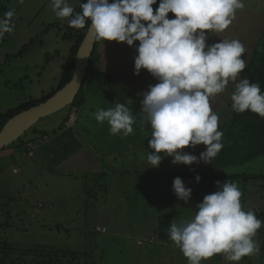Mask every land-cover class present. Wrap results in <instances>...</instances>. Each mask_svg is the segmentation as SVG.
Wrapping results in <instances>:
<instances>
[{"label": "clouds", "instance_id": "obj_1", "mask_svg": "<svg viewBox=\"0 0 264 264\" xmlns=\"http://www.w3.org/2000/svg\"><path fill=\"white\" fill-rule=\"evenodd\" d=\"M155 4L157 0H85L80 5L82 11L73 16L68 0H51L56 17H72L69 25L77 28L76 32L81 33L90 21L96 39L134 47V75L146 70L157 81L138 94L141 111L152 129L148 147L154 151L147 152L149 167L158 168L164 157H171L174 165L211 163L223 148V133L218 130L219 117L211 107V98L236 82L230 97L233 111H251L264 118L260 85L246 77L237 82L246 68L243 44L237 39L208 43L211 35L229 28L236 11L245 5L243 0H159L154 10ZM13 15L10 10L0 19V39L12 32ZM95 119L107 122L112 135L133 133L135 117L124 104L98 110ZM201 144L206 150L199 158L183 151ZM195 179L199 183L201 178L197 175ZM173 191L179 200L189 203L192 189L180 177L174 179ZM241 196L234 182L217 181L216 191L204 196L191 219L170 224L168 238L188 264H202L216 254L239 264L259 251L254 237L264 221L243 210ZM96 232L107 234L108 225H97Z\"/></svg>", "mask_w": 264, "mask_h": 264}, {"label": "rangeland", "instance_id": "obj_2", "mask_svg": "<svg viewBox=\"0 0 264 264\" xmlns=\"http://www.w3.org/2000/svg\"><path fill=\"white\" fill-rule=\"evenodd\" d=\"M68 3L75 10L80 0H68ZM243 3L244 7L250 10L264 8V0H243ZM5 6L9 11L14 12L11 22L14 18L16 25L12 27V32L8 33L6 37L8 41L0 48V113L17 107L29 97L39 98L42 93H47L55 87L59 78L60 64L65 61V57L49 58L55 65L45 67L47 64L45 55L61 53L66 56L70 46V39L63 36L69 32L67 26L71 17L57 18L52 10L51 0H22V2L0 0V19L4 18L7 12ZM3 41L5 40L0 42ZM25 45H28L26 52L23 51ZM19 52L22 53L21 56L18 55ZM65 114L64 110L42 119L34 126L37 132L28 131L22 136V141L24 143L33 141L38 137L39 132L43 131L52 134V131L57 130L63 123ZM11 148L20 156H24V145L16 142ZM10 162L11 159H5L0 163V264H36L40 257L27 250L36 245L64 247L73 251L97 250L91 253V255L95 254L96 259L110 235L117 234L118 231L121 234L117 235L123 237L133 234L135 242L138 241L142 245H136L128 238H121L122 244H125L123 253L119 248L116 251H109L100 264H188L182 252L178 251L180 248L168 238L167 229L171 223L179 224L191 219L195 215L196 205L204 196L216 191V182L225 181L212 180L213 177L206 181L200 179L199 183L195 178L183 179L186 187L192 189L190 201L185 204L179 199L174 202L169 200L173 197L171 194L173 186L170 188L166 180L160 179V186L152 178L136 177L135 181L130 179L125 181L123 186L119 184L109 187L107 199L101 198V201L100 197L104 190L100 191L99 179H95L93 184H90L88 190L93 192L86 197L85 193L81 192L80 186L76 191L70 190L68 186L59 188L60 185L56 181L51 179L46 181L44 177H39L38 170H33V174H29L25 181L22 179L23 172L14 173L17 166L8 164ZM243 174H264V156L259 155L240 165L232 166L222 175ZM234 183L243 193L241 196L243 210L257 213L256 217L264 221V179L256 182L248 181L246 184ZM141 186L148 194L156 193L157 190L162 193L154 197L157 200L151 201H148V197L145 201V197L141 196L143 201L141 212L133 214L124 197L133 200L140 196L136 191ZM37 200L43 201L45 206L41 209V213L36 214ZM32 218H35L34 222ZM73 221L75 222L72 228L70 223ZM46 224L50 226L61 224L66 229L49 230L44 226ZM114 224H117L119 229H113ZM97 225L105 227L108 225L107 234L97 233ZM263 234L264 225L254 237L259 251L247 258L252 260V264H264V246L261 248L260 240ZM4 242L12 244L16 250L6 255L3 251ZM54 251L58 252L57 249ZM53 258L55 264H77L76 260L70 258L65 260L60 255ZM95 259H88L86 263L98 264L95 263ZM247 259L243 258L239 264H250ZM202 264L213 263L209 258L202 261ZM218 264H231V262L224 255L221 263Z\"/></svg>", "mask_w": 264, "mask_h": 264}, {"label": "crops", "instance_id": "obj_3", "mask_svg": "<svg viewBox=\"0 0 264 264\" xmlns=\"http://www.w3.org/2000/svg\"><path fill=\"white\" fill-rule=\"evenodd\" d=\"M82 3H84L83 0H80V4L74 10L73 16L82 11L80 8ZM157 7L154 6L153 9L155 10ZM168 15L169 18L173 17L172 13ZM67 27L68 30H71V26L68 25ZM75 31L73 30V34H75ZM67 34L63 37L65 38ZM76 38L70 39V46L66 56L61 53H59L60 55L57 53L46 54L45 60L47 64L45 67L50 65L53 67L55 65L49 58L65 57V60H67ZM220 39H237L245 48L244 57L242 58L245 59L246 68L241 72L237 81L239 82L240 78L246 77L255 50L259 46L261 50L263 49L264 8L250 10L244 7L237 10L235 19L229 28L222 33L211 35L208 43L212 44ZM6 41L8 40L0 43V48ZM135 43L138 44L139 42ZM98 54L100 61L92 68H89L82 86L81 103L71 107L69 111L65 110L64 121L66 122L64 123L63 121L57 130L49 134V137L47 135H38L35 138L36 141L33 140L34 142L31 143L34 145L31 156L28 155L27 144H25L24 156L17 154L16 150L11 148V146L0 152V163L5 159H11L8 164L17 166L14 169V173L23 172V180L27 181L28 175L33 174V170H38L39 177H44L46 181L48 179L56 181L60 185L58 186L59 188L68 186L70 190L76 191L77 187L80 186L81 192L85 193L87 197L90 194L88 193L90 184H93L95 179H99L100 191L104 190L100 197L102 201L101 198L109 195V187L112 188L113 186L124 184L129 179L135 181L137 176L141 179H153L156 175L173 174L175 178L180 177L183 180L189 179L184 176L185 174H197L207 175L210 178L214 167V171H218L216 173L218 177L220 173L223 174L226 171L229 165L233 164V160L244 162V159L247 158L246 156L251 154L250 149L257 150L262 145L264 136H259L256 133V127L253 128V126L257 124V127L260 125L261 129H263L264 118L251 111L243 113L233 111L230 97L235 91L236 82H230L222 93L217 94L210 100L213 111L219 117L218 130L223 133L221 141L223 148L217 157L211 163L200 162L190 166L183 164L174 165L171 157H164L158 168L149 167L147 152L151 153L154 151L148 147L152 129L141 111L140 100L142 97L138 94L146 91L149 85L155 84L157 81L146 70H141L139 75H134V57L137 53L134 47H130L126 43L103 42L100 40ZM64 63L65 61L60 64L61 68L58 72L57 85L52 87L49 92L57 89L61 73L64 70ZM103 74L110 78L101 82L100 76ZM251 81L252 83H258L261 91L264 92V70ZM44 94L42 93L41 97ZM30 98L39 99L29 97L24 102H28ZM118 103L128 107L135 117L133 133L128 136H124L122 133L112 135L107 122L98 123L95 119V113L98 110L114 108ZM55 132L56 134H53ZM262 132H264V129ZM205 150L206 146L201 144L195 148L187 147L183 151L199 158L200 153ZM160 155L163 156V153ZM218 158L219 160L216 164ZM31 162L33 163L31 164ZM134 184L136 183L134 182ZM147 194L143 192L145 201L149 196ZM171 194L173 195L172 199L169 198L171 202L178 199L174 191ZM37 201V205L40 207L41 205L45 206L43 201ZM39 212L41 213V211ZM138 212H141L140 208Z\"/></svg>", "mask_w": 264, "mask_h": 264}, {"label": "trees", "instance_id": "obj_4", "mask_svg": "<svg viewBox=\"0 0 264 264\" xmlns=\"http://www.w3.org/2000/svg\"><path fill=\"white\" fill-rule=\"evenodd\" d=\"M83 2H85V0H83ZM158 4H159V0H157V4L153 5V7L154 6H158ZM5 8H7V7L5 6ZM8 11L9 10L7 8V12ZM11 25H12V27L14 25H16V21H15L14 18L12 19ZM89 26H90V21H88L86 23V27L84 29H82V32L81 33L75 31V34H73V30H75L77 28H74L73 29L72 27H70L71 30H69V34H67L65 36V38H69V39H73L74 37L75 38L77 37V38H76V40L74 41V43L72 45V48H71V51H70V55L68 56L67 60H65L64 70L61 73V76H60V79H59V83H58L57 89L53 90L52 92L45 93L39 99H32V98H30V100L28 102H23V103L19 104L17 107H14L12 109H9L6 113L0 114V132L3 130V128L6 126V124L11 119H13L14 117L18 116L22 112L27 111L28 109H30L32 107H35V106L39 105L40 103L45 102L50 97H52L57 91L61 90L64 86H66L72 80L73 75H74L76 56H77L79 47L82 44L83 39L85 38V36L87 34V31L89 29ZM7 35H8V33H6V35H4L3 38L0 39V41L7 40L6 39ZM99 42H100V40L97 41L96 47H95L94 52L92 54L91 61H90V68H92L95 64H97L100 61L99 54H98V45H99ZM263 44H264V42H263ZM27 49H28V45H25L24 48H23V51L26 52ZM18 55L21 56L22 53L19 52ZM263 70H264V45H263V49L262 50H261L260 46H259V48H257L255 50V52H254V54L252 56L251 62L249 64V67H248V72L246 74V78H248L249 81L252 82L251 79H253L255 77H258V75ZM100 78H101V82H104L105 80L109 79L110 77L107 76V75H105V74H103V75L100 76ZM82 95H83V91H81L79 93V95L76 98V101L72 105V107H74L76 105H79L81 103ZM253 119H255V118H253ZM65 122L66 121H64V123ZM257 126H258L257 124L255 126H253V128L256 127V133L259 134V136H261V135L264 136V132H262L263 129H264V127H263V129H261L260 125H259V127H257ZM263 126H264V124H263ZM32 129H31V131L37 132V129L35 127H33ZM53 134H56V132L53 133ZM40 135H47V137H49V133L48 132H39V136ZM22 138L23 137H21L20 140L17 141V142H19V145H24L25 146V144L28 145V143L34 142V141H30V142H25L24 143L22 141ZM27 145H26V149H27ZM258 150H259V152H258ZM249 151H250L251 154H249L248 156H246L247 158L244 159V162H246V161H248L250 159H253L254 157L259 156V155H261V156L263 155L264 156V141L262 142V145L259 146V148L257 150L256 149L255 150L250 149ZM27 152H28V149H27ZM218 160H219V158L217 159L216 164H217ZM244 162H237V161H234L233 160V164L232 165H229L227 167L226 171L228 170L229 167L236 166V165H240V164H242ZM217 172L218 171H214V167H213V172H211V174H210L211 175L210 177H213L212 180H214V179L227 180L228 179L231 182H239V183L246 184V183H248V181H250V182H256L259 179H264V174H260V175L243 174V175H229V176H226V175H222L220 173L219 174L220 176L217 177V174H216ZM162 176L161 175H156V176H154L153 180H156V182L158 183V185L161 186L160 179H164V180H166L169 183V186L171 188L173 186V181L175 179V177L173 176V174L172 175H170V174H164ZM184 176L186 178H189V179H191V178L194 179L197 176V174H185ZM199 176H200V178H201L202 181L203 180L206 181L207 179H210L207 175H203V176L202 175H199ZM137 178L138 179H141L139 176H137ZM121 185L123 186L124 184H121ZM142 187L143 186L139 187L138 188V191L135 190L136 193L137 192L140 193V196L137 195L138 197H135L133 200H131V199L127 198V197H124L125 203L130 206V208H131L130 210L132 211L133 214H136V213L138 214V209L139 208H142L141 207L142 206L141 202H143V201H142V197L141 196H143V192H144V194H146V190H143ZM246 187H247V185H246ZM130 191H132V190H130ZM208 191H209V189H208ZM92 192L90 190L88 193H92ZM152 193L153 192H150V194L148 196V201L149 200H153L154 197L157 194L162 193V191H158L157 190L156 193L155 192L153 194ZM105 195L107 196V194H105ZM147 195H146V197H147ZM242 195H243V193H242ZM139 199H140V201H139ZM37 204H38V201L36 202L35 205H37ZM41 209H43V206L41 205V207H40L39 205H37L35 207V213L36 214L37 213H40L39 211H41ZM121 211H122V209H121ZM256 214L257 213H255V215ZM34 220H35V218H32V222H34ZM74 222L75 221H73L72 223H70V225H71L72 228H73V223ZM124 222H127V221H124ZM124 222H122V223H124ZM44 226L45 227L47 226V228H49V230H52L54 228H56L55 230H57V231H60L61 229H64V230L66 229L64 227V225H61V224H55V225H52V226L46 224ZM136 226H137V224H136ZM115 228L116 229H119V226L117 224H114L113 229H115ZM79 231H81V230H79ZM117 234H121V233L118 231ZM117 234L115 233V234L110 235V237L108 238L107 242L102 247V249L100 251V254H98V257H96V259H95V254L94 255H91V253H95V252H97V250H95V251H89V250H86V251H73V250H70V249H66L64 247L63 248H54V247H50V246H48V247H44V246L41 247L40 245H36V246L29 247V248H27V250H31L32 253H34V254H36V256H39L40 257L37 260L36 264H55V262L52 261V258H53V256H57L58 257L59 255L61 256V258H64L65 260L68 259V258H70L72 260H76L77 261V264H87L86 261L88 259H92V260L95 259V263L100 264V261H103L104 256L107 255V252H109V251H111V252L112 251H116L119 248L121 250V252L123 253V250L125 248V246H124L125 244H122L121 238H128V239H130L131 242L136 243V245H138V244L139 245H142L138 241L135 242V236L133 234H128L125 237H123L121 235H117ZM109 239H111V240H109ZM260 240H261V245H262L261 248H263V246H264V234L261 235ZM4 243H5L4 244V250H3L4 253L6 255H8L9 253H12L13 250L15 249L13 247V245L12 244H8L6 242H4ZM126 247L128 249V245H126ZM56 249L58 250L57 253L54 251ZM178 251L180 252L181 250L179 249ZM52 252H55V254H53ZM42 257H44V259ZM151 257H153V256H151ZM223 257H224V254H216L213 257H211L210 259H211V262L213 264H218V263H221ZM247 258H248V256H245L244 257V260L247 259ZM248 261H249L248 263L252 264V260H248ZM241 264H243V263H241Z\"/></svg>", "mask_w": 264, "mask_h": 264}, {"label": "water", "instance_id": "obj_5", "mask_svg": "<svg viewBox=\"0 0 264 264\" xmlns=\"http://www.w3.org/2000/svg\"><path fill=\"white\" fill-rule=\"evenodd\" d=\"M111 3L112 0H109ZM98 39L89 29L79 47L72 80L52 97L11 119L0 132V152L20 140L39 121L72 106L81 92Z\"/></svg>", "mask_w": 264, "mask_h": 264}, {"label": "built area", "instance_id": "obj_6", "mask_svg": "<svg viewBox=\"0 0 264 264\" xmlns=\"http://www.w3.org/2000/svg\"><path fill=\"white\" fill-rule=\"evenodd\" d=\"M33 148H34V146L32 144H28L27 145V149H28V151L30 153V156L33 154Z\"/></svg>", "mask_w": 264, "mask_h": 264}]
</instances>
